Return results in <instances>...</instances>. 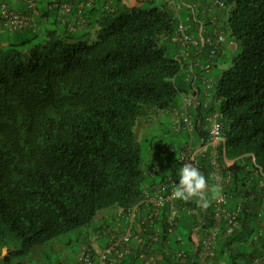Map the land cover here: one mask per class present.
I'll return each mask as SVG.
<instances>
[{
    "label": "trees",
    "instance_id": "1",
    "mask_svg": "<svg viewBox=\"0 0 264 264\" xmlns=\"http://www.w3.org/2000/svg\"><path fill=\"white\" fill-rule=\"evenodd\" d=\"M96 3L84 11L85 26H98L94 39L83 38L92 37L91 30L78 36L57 16L41 30L0 31V234L19 246L3 261L13 252H27L91 225L106 208L124 209L126 223L129 210L151 186L169 176L179 181L182 162L175 146L159 148L151 163L155 177L146 173L145 139L139 140L136 127L141 117L180 110L183 95L191 91L190 84L178 85L183 46L172 39L180 22H187L186 14L172 9L169 0H144L139 6L114 0L109 9L104 3L94 14ZM213 9H218L220 28L237 42L223 61L231 60V65L213 93L226 135L219 149L222 183L213 179L209 153L197 167L229 196L226 206L238 212L239 225L227 233L226 221H221L214 255L207 261L264 264V0H225L224 7ZM56 24H63L64 33L48 28ZM188 32L198 34V29ZM41 34L43 40L34 43ZM214 109L213 104L207 113ZM193 118L191 137L207 141L208 129L202 127L207 119ZM208 196L207 207L195 199L173 201L174 233L166 223L170 205L161 209V232L153 244L161 255L159 264L200 263L192 235L200 218L205 227L215 224V204L210 192ZM135 260L128 254L122 263L137 264Z\"/></svg>",
    "mask_w": 264,
    "mask_h": 264
},
{
    "label": "built area",
    "instance_id": "2",
    "mask_svg": "<svg viewBox=\"0 0 264 264\" xmlns=\"http://www.w3.org/2000/svg\"><path fill=\"white\" fill-rule=\"evenodd\" d=\"M28 4L27 10L23 11L12 6L7 0H0V31L7 29L9 31H18L24 29L37 30L38 17L40 9L38 5L39 0H20ZM97 0H52L50 4L51 10H57L59 18L70 26L71 31L78 28H83L87 22L84 11L87 6L95 5ZM105 8L109 9L114 0H104ZM170 5L179 13L181 4L176 0H169ZM214 3L223 4L222 0H215ZM212 10V7L208 8ZM216 21V16L212 20ZM191 29L190 23L181 21L176 33L172 39L180 42L183 48L178 57L182 58L189 55V47L193 46H208V61L203 63L200 59H196L194 63L201 66L204 70H211L215 64V57L217 56L222 44L226 41L224 32L216 28L214 36L200 35L197 37L195 33L188 32ZM207 91L214 89L212 80H207ZM211 94L209 96L211 97ZM199 91L193 83L190 93L183 95L181 109L179 116L175 120L177 129H188L191 132L195 130L194 116L192 108L199 105ZM209 105V104H208ZM221 113L216 108L208 120L211 123L208 132V140L203 139L202 143L195 145L190 141L181 151L180 160L183 164L189 158L195 166L198 165L202 156L207 153L210 154L209 158L214 166V175L216 180H222L221 165L219 162V149L226 143V135L224 133V124L220 121ZM179 181L174 178H168V184L158 188L154 194H148L137 206L130 211L131 221L125 229L120 230L110 229L111 240L108 245L103 246L101 249L94 251L90 246L86 245L82 248L77 264H123V258L128 254H133L136 257V262L140 264H159L161 255L153 248V244L158 240V233L161 232V227L158 226L157 220L160 219V212L163 207L170 205L171 213L166 219L167 229L170 233H174L177 227V206L173 203L174 199L171 198V192L174 186ZM229 196L225 192H221L220 198L214 200V219L215 224L205 227V222L200 218L199 223L193 230L194 250L198 254L199 264H212L207 261L209 256L214 255V249L218 240V230L222 220L226 221L228 227L227 233L232 232L238 225V212L227 207ZM148 212L143 219L135 225V220L141 215L140 209ZM142 210V211H143ZM123 211V210H122ZM121 211V212H122ZM156 231V233L152 234ZM150 233V234H149ZM145 235H148L147 237ZM180 239V237H179ZM179 255L185 257L184 251H179ZM258 261H256L257 263Z\"/></svg>",
    "mask_w": 264,
    "mask_h": 264
},
{
    "label": "rangeland",
    "instance_id": "3",
    "mask_svg": "<svg viewBox=\"0 0 264 264\" xmlns=\"http://www.w3.org/2000/svg\"><path fill=\"white\" fill-rule=\"evenodd\" d=\"M145 5L149 7L151 4L148 2ZM40 8L42 9V7ZM42 18L43 17L41 16L37 18V30H41L42 26L44 24H47L46 22L41 23L43 21ZM52 19H54V17H52ZM62 25H48V28H57L60 33H64V27ZM87 30L93 31V29ZM75 31L78 32L77 34L79 36L83 32L85 33L86 29L78 28ZM92 37L91 35L83 36V38L94 39L96 37L95 31L92 32ZM43 38L44 35L41 34V36L35 39L34 43H39L43 40ZM169 46L170 52L174 54L176 48L175 44L171 42L169 43ZM230 65L231 60H229L227 63L216 65L210 70V75L215 79L216 82H218L222 75V72L225 69L229 68ZM189 74L190 72L188 69H183L177 75V82L179 87L189 86V81H187L189 78ZM214 79H212L213 83H215ZM217 106H219V102H217ZM173 115L174 114L171 111L162 110L159 116L153 114L140 119L136 127V131L139 138L145 137V140L142 142V166L145 168V170L149 169V165L153 161V157L156 155L159 148H169L171 146H175L178 150V154L175 152V155L177 154V156H179L181 155V151L186 146L187 142L191 140L190 131H177L175 129V124L173 123ZM139 140L141 141L142 139ZM151 143L153 149L150 146ZM194 143L198 144L199 140H195ZM161 157H163V155H160V158ZM107 215L113 216V220L110 218L104 221V216ZM119 215L120 211L119 209L117 210V207H110L100 210L91 225L73 229L70 232L62 234L61 236L46 242L45 244L34 245L27 252H22L20 254H16L15 252H13V255L11 256L10 260L7 261H3L5 257L0 255V264H15L17 261H22L24 264H74L79 256L83 245L89 242L92 237L98 233V227L101 225V223L107 226L106 229H108V225L112 224L118 225V229L122 228L121 223L123 220ZM17 248H19V246L17 247L16 245L10 243L0 234V252L1 250L5 249L15 251Z\"/></svg>",
    "mask_w": 264,
    "mask_h": 264
},
{
    "label": "crops",
    "instance_id": "4",
    "mask_svg": "<svg viewBox=\"0 0 264 264\" xmlns=\"http://www.w3.org/2000/svg\"><path fill=\"white\" fill-rule=\"evenodd\" d=\"M7 1L10 4H12L14 7H16L20 10H23V11L27 10L28 4L25 1H20V0H7ZM143 1L144 0H123V2L129 6H139L142 4ZM158 1L159 2H162V1L167 2V0H158ZM176 1L178 4H181V14L183 12L186 14V17L189 20L190 24L192 21L194 22V24H191V28H194V26H195V28L198 29V34L196 32V34L198 36L200 35V30H201V35H203V33H204V35L210 34L211 36H214L215 33H218L215 31L216 28L221 30L218 18L216 19L215 22L208 23L209 21L213 20V18L217 14L216 12H218V9H220V8H218L217 10L213 9V11H211V12L208 11L207 8L209 6H212L209 3L210 0H207V3L205 0H176ZM51 2H52V0H48V1L39 0L38 1V5L40 3V5H39V9H40L39 17L42 16L45 12H49V14L45 18L44 17L42 18L43 22H46L47 24L49 22L53 21L52 17L55 18L56 16L58 17V19L60 21H62V19L59 18V14H58L57 10L48 11L50 9ZM96 2H97L96 3L97 9H95V12H93L94 14L96 12H99V10H101L102 6L104 8V3H105L104 0H98ZM40 7H42V9ZM171 8L174 9V6H171ZM188 20H187V23H188ZM91 21H92V19H91ZM97 28H98V26L92 27V25H87V26H85L84 29H86V30L87 29H93V31H96ZM9 33L11 34L13 32L10 31ZM208 48L209 47L206 45L205 46H193V47H191L190 53H189V55H187V57L185 59V67H184V69H188L190 72L189 76L191 77V79H190L191 81L187 80V81H189L190 86H192V81L195 80V86L198 88V91H199V103L200 104L197 105L196 108H193L194 117L198 118L199 120H202V118H203L204 121L206 120L207 110L209 109V107H211L213 104L216 106V104H217V102L214 101V97L209 96V94L211 93V90L207 91V87H206L207 82H205V81H207V79L211 80L214 78L210 75L211 74L210 70L209 71L204 70L201 66L196 65L194 63V61L196 59H200L203 63H205L207 60ZM236 49H237V42L234 39H231L228 37V40L226 42H224V44H223L222 57L220 58V61L218 62L217 65H221V64L225 63L223 61L225 60L226 56H228L227 54H233ZM204 54L206 56L205 59H204ZM214 81H215V79H214ZM215 83H217V82L215 81ZM191 90H192V88H191ZM178 109L171 111L174 114L173 115V122L179 116ZM209 126H210V123H208V126L206 125V123L204 125H202V127L205 128L206 130L209 128ZM149 176H150V178L155 177L152 175H149ZM153 186H151V188ZM117 210H118V208H117ZM120 210L121 209H119V211ZM123 216H125V215H123ZM126 217L128 218V215ZM104 218H105L104 221H106L110 218L113 220L114 217L111 215H107V216H104ZM122 219H123V217H122ZM102 224L103 223H101V225L99 227H101L100 229H102L101 231L103 232V235L101 237H99V239H97L96 243L93 244L97 249L101 248V246L107 245L110 242V238H111V235L108 232H106L107 229H105L104 224H103V226H102ZM112 225H114V224H112ZM121 225L126 226L124 221H122Z\"/></svg>",
    "mask_w": 264,
    "mask_h": 264
},
{
    "label": "clouds",
    "instance_id": "5",
    "mask_svg": "<svg viewBox=\"0 0 264 264\" xmlns=\"http://www.w3.org/2000/svg\"><path fill=\"white\" fill-rule=\"evenodd\" d=\"M212 0H210V2H211ZM214 1L215 0H213L212 1V6H209V7H212V10H209L208 8H207V10L208 11H213V8H216L217 6H220V7H224L225 6V0H222L223 1V4L222 5H220V4H217V3H214ZM12 5V4H11ZM13 6V5H12ZM16 8V7H15ZM18 9V8H17ZM175 10V9H174ZM215 10V9H214ZM177 12V11H176ZM179 14H181V9H180V12H179ZM218 17L216 16V19H217ZM210 22H213V21H210ZM221 29V28H220ZM221 31L222 32H224V34L226 35V41L228 40V34H226L225 33V31H223L222 29H221ZM226 41H224V42H226ZM224 44V43H223ZM223 44H222V46L221 47H223ZM186 57L187 56H184V57H182L181 59H183V61H184V67H185V59H186ZM215 64H216V62H215ZM214 64V65H215ZM214 67V66H213ZM190 79H191V77L189 76V78H188V80L190 81ZM208 80V79H207ZM212 80V79H211ZM193 82H195V80H193L192 81V86H193ZM214 84V89H215V87H216V83H213ZM214 89H211V97H213L214 96ZM210 93V92H209ZM194 108H196V107H194ZM217 108V104H216V106H215V109ZM214 109V110H215ZM192 110H193V108H192ZM213 110V111H214ZM213 111H210L209 113H207V117H206V119L208 118V116L209 115H211L212 114V112ZM156 115V114H155ZM141 118H143V117H141ZM140 118V119H141ZM140 119H139V121H140ZM176 120V119H175ZM175 120H174V124H175ZM139 121H138V123H139ZM201 121V120H200ZM208 123H210L209 122V120L207 119V126H208ZM211 124V123H210ZM175 129L177 130V131H183V130H185V129H177L176 128V126H175ZM188 130V129H187ZM188 131H190V130H188ZM191 132V131H190ZM193 132H195V130L193 131ZM192 133V132H191ZM139 137V136H138ZM139 139H145V137H141V138H139ZM195 140H197L194 136H192L191 137V140L190 141H192L193 143H194V141ZM189 141V142H190ZM202 141H203V139L202 140H200V142L198 143V144H195L196 146L197 145H199V144H201L202 143ZM189 142H187V144L189 143ZM203 157V156H202ZM201 157V158H202ZM226 162H227V164H232L233 162L232 161H230V160H226ZM221 165V164H220ZM146 173L148 174V175H152V176H154L155 174H156V168H154V166H151V164L149 165V169L148 170H146ZM178 176H179V182L178 183H176L175 184V186H174V190L171 192V198L172 199H174V200H183V201H185V202H188V201H192L193 199H195L196 200V202L198 203V204H203L205 207H207L208 205H209V203L211 202L210 200H209V196H208V194H209V192L211 193V199H213V200H215V199H219L220 198V194H221V188H220V183H222V181H223V179L222 180H216L215 179V177L213 176V179H215L217 182L216 183H218V184H213L212 185V183L211 182H209V180H208V178H206L205 177V175H203L202 173H201V171H200V169L197 167V166H195L194 164H193V162H192V159L191 158H189L188 160H186L185 162H184V164H183V167L180 169V171H179V174H178ZM170 177H172V176H169L168 178H170ZM168 178H167V180L165 181V182H162V181H159V182H157V183H155L154 184V186L151 188V189H149L148 190V192H147V194H146V196L148 195V194H154V192L158 189V188H160L161 186H166L167 184H168ZM173 178V177H172ZM210 183H211V185H210ZM145 196V197H146ZM140 204V203H139ZM137 206V205H136ZM118 209H121L120 210V215L119 216H121V219H122V217H124L123 215H125V211H124V209H122V208H118ZM123 210V211H122ZM132 210V209H131ZM131 210H129V211H131ZM143 209L141 208L140 209V212H141V215H142V212L144 211H142ZM122 211V212H121ZM139 218V217H138ZM138 218H136V219H138ZM140 219V218H139ZM138 219V220H139ZM131 221V218H130V213L128 214V220L126 221V226H122V228H120V230H123V229H125L126 227H127V225H128V222H130ZM139 223V221H136L135 222V225H137ZM104 227H105V229L107 228V226L104 224ZM118 227V225H116V224H114V225H108V229H107V231L106 232H108L110 235H111V233H110V229H116ZM101 227H98V233L96 234V235H94L93 237H92V239L89 241V242H87V243H85L84 245H83V247L84 246H86V245H88V246H90L94 251H97V250H99V249H101L103 246H101V248H99V249H97L93 244L94 243H96L97 242V239H99V237H101L102 235H103V232L101 231L102 229H100ZM109 230V231H108ZM96 237V238H95ZM110 240H111V238H110ZM109 244V243H108ZM107 244V245H108ZM106 246V245H105ZM82 247V248H83ZM82 250V249H81ZM8 252H9V249H5V250H1V252H0V255L1 256H3V257H5L7 254H8ZM81 252V251H80ZM80 254V253H79ZM78 259V258H77ZM74 264H77V260H76V262L74 263Z\"/></svg>",
    "mask_w": 264,
    "mask_h": 264
}]
</instances>
